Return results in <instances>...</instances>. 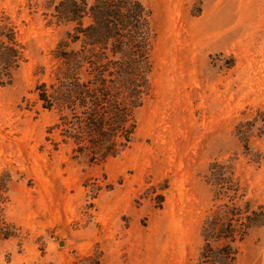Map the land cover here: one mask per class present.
<instances>
[{"label":"rangeland","instance_id":"1","mask_svg":"<svg viewBox=\"0 0 264 264\" xmlns=\"http://www.w3.org/2000/svg\"><path fill=\"white\" fill-rule=\"evenodd\" d=\"M59 1L0 0L23 58L0 85V264H200L220 186L264 210V0H140L147 94L130 143L104 159L62 137L39 98L73 32ZM235 249L236 264H264V225Z\"/></svg>","mask_w":264,"mask_h":264},{"label":"trees","instance_id":"2","mask_svg":"<svg viewBox=\"0 0 264 264\" xmlns=\"http://www.w3.org/2000/svg\"><path fill=\"white\" fill-rule=\"evenodd\" d=\"M53 17L72 25L73 32L58 43L55 82L41 84L39 98L44 109H57L55 128L62 137L84 144L78 150L90 152L91 159H104L130 143L133 110L147 94L150 14L140 0H61ZM22 61L13 30L0 26L1 86L11 83ZM223 169L212 165L213 185L220 186ZM219 188L217 196L225 194L228 201L203 223L200 264H236L235 244L264 225L263 208H243L235 201L237 189L229 186L223 193Z\"/></svg>","mask_w":264,"mask_h":264}]
</instances>
